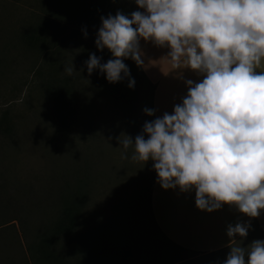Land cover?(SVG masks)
Wrapping results in <instances>:
<instances>
[{"label":"clouds","instance_id":"clouds-1","mask_svg":"<svg viewBox=\"0 0 264 264\" xmlns=\"http://www.w3.org/2000/svg\"><path fill=\"white\" fill-rule=\"evenodd\" d=\"M143 11H118L101 17L95 45L113 59L101 63L90 54L88 74H106L109 83L135 80L123 62L143 64L140 41L169 49L173 66L199 73L185 81L187 94L165 112L145 122L142 134L118 137L133 160H151L160 186L195 190V204L213 212L235 206L250 218L264 210V0H135ZM85 35H87L85 33ZM73 63L64 67L71 76ZM148 116L154 109L145 108ZM145 135L147 139H145ZM251 225L229 224L227 236L246 238ZM247 256V260L245 257ZM224 264H264V240L250 249L231 247Z\"/></svg>","mask_w":264,"mask_h":264},{"label":"rangeland","instance_id":"rangeland-1","mask_svg":"<svg viewBox=\"0 0 264 264\" xmlns=\"http://www.w3.org/2000/svg\"><path fill=\"white\" fill-rule=\"evenodd\" d=\"M60 1L0 0V114L9 108L10 121L18 130L17 135L9 138L8 148L0 149L3 157L14 156L0 158V162L6 161L0 166V182L8 180L13 186L11 180L23 178L30 185L31 190H27L33 193L29 195L31 201H36L42 196L44 185L49 190L58 185L56 180L60 181L61 176H71L73 190L81 191L87 200L75 232L77 236L105 225L112 244L132 247L150 264L149 261L157 259L159 246L165 244L150 214V187L156 172L151 160L145 164L133 160L134 146L125 151L117 139L128 135L134 142L142 134L145 122L154 120V115L152 118L144 112L145 108L152 109L150 88L135 61L129 58L123 62L135 86L128 87L129 78L122 80L128 102L94 96L88 85L96 83L93 74L97 69L89 75L85 64L93 53L101 57V63L105 57L107 61L113 59L108 49L100 51L95 45L101 17L115 16L121 8L127 15L138 5L135 0H117L98 16L95 24L81 27L80 20L69 14L70 0L62 4ZM45 27L46 41H38L34 48L25 43V36L45 37L39 33ZM72 63L75 71L68 76L75 83L74 91L79 92L84 83L81 95L93 93L87 109V114L92 112L89 114L92 119L85 115L80 123H87L88 128H71L70 133L61 134L51 115V93L47 86L67 75L64 67ZM83 134H87L86 142L82 140ZM12 161L16 168L21 161V169L10 170L12 174H8L5 169ZM257 239L264 240L254 231L247 241L236 246L245 247L247 253ZM230 250L203 255L181 253V261L175 264H224Z\"/></svg>","mask_w":264,"mask_h":264},{"label":"trees","instance_id":"trees-1","mask_svg":"<svg viewBox=\"0 0 264 264\" xmlns=\"http://www.w3.org/2000/svg\"><path fill=\"white\" fill-rule=\"evenodd\" d=\"M65 1L67 0H61L60 4ZM115 1L117 0H76L73 4V0H70L67 9L71 16L80 20L81 27L83 24L88 27L95 24L98 16L109 10ZM138 10L141 11L137 6L127 15L130 16L132 12ZM121 12L125 11L121 8ZM46 32V27L39 32L45 36L43 38L38 35L25 36V43L32 48L36 47L38 41L39 43L46 41ZM107 59L105 57L102 63H106ZM128 60L129 58L124 61ZM136 67L143 76L137 64ZM93 75L96 77V83L90 82L88 85L89 91L94 92L91 94L114 102H128L127 89L123 81L109 83L106 74L100 73L99 69ZM143 78L145 79L144 76ZM145 81L150 88L152 100L154 87L146 79ZM49 83L47 90L51 93V115L56 127L61 131L59 132L68 134L71 128L73 130L86 128L87 123L82 125L80 121L86 118L85 115L91 118L89 114L92 112L87 114L91 94L87 91V96L81 95L84 83L79 92L74 91L75 83L68 75ZM9 110L8 108L4 112L1 111L0 114V149L3 146V151L5 147L8 148L9 138L18 133V130H15L16 125L10 121ZM83 135L82 140L85 141L87 134ZM3 156L0 155V158H14L9 154ZM5 162H0V166ZM21 164L19 161V167L16 168L15 162L12 161L5 171L12 174L10 170L18 171ZM156 177L157 173L150 190ZM71 179L72 177L68 175L61 176L60 181L56 180L58 185L54 187L57 188L55 191L54 188L46 190L44 185L42 196L36 201H31L29 195L32 196L33 193L28 191L31 190L30 185H26L23 178L11 180L13 186L8 180L0 182V264H147L141 252L127 245L112 244L109 229L105 225L100 230L77 236L75 232L85 212L87 200L81 191L73 190ZM29 201L31 203H28ZM150 214L152 215L151 211ZM154 224L165 244L159 246L157 259L149 261L150 264H175L181 261L179 260L181 253L196 255L171 242L162 234L155 221ZM254 231L264 238L257 222L253 220L249 233Z\"/></svg>","mask_w":264,"mask_h":264},{"label":"crops","instance_id":"crops-1","mask_svg":"<svg viewBox=\"0 0 264 264\" xmlns=\"http://www.w3.org/2000/svg\"><path fill=\"white\" fill-rule=\"evenodd\" d=\"M143 11V9H141ZM143 64L139 66L145 79L154 87L152 109L154 119L163 113H172L174 105L181 103L187 94L185 81L199 82L203 77L184 68L183 60L179 69L175 68L167 56V47H158L151 41L141 39ZM264 71V63L257 69ZM151 212L162 234L174 244L196 254H217L230 250L246 238L227 236L229 224L237 222L251 225L254 220L264 234V210L259 217L250 218L238 211L235 206L223 205L221 209L201 211L195 204V190L181 192L175 189H163L157 177L150 194Z\"/></svg>","mask_w":264,"mask_h":264}]
</instances>
